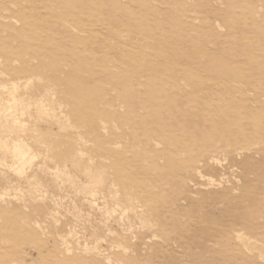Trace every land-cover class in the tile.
I'll return each instance as SVG.
<instances>
[{
	"label": "rangeland",
	"instance_id": "rangeland-1",
	"mask_svg": "<svg viewBox=\"0 0 264 264\" xmlns=\"http://www.w3.org/2000/svg\"><path fill=\"white\" fill-rule=\"evenodd\" d=\"M0 72V264H264V0H0Z\"/></svg>",
	"mask_w": 264,
	"mask_h": 264
},
{
	"label": "bare ground",
	"instance_id": "bare-ground-1",
	"mask_svg": "<svg viewBox=\"0 0 264 264\" xmlns=\"http://www.w3.org/2000/svg\"><path fill=\"white\" fill-rule=\"evenodd\" d=\"M1 73V72H0ZM13 82V81H12ZM11 83V82H10ZM16 81L15 82H13L12 83V86L9 88V91H8V93H7V96H8V99H7V102H10V103H8V104H0V118H2L3 116H2V112L3 111H6L7 110V112H8V110H11V108L13 107L12 105H18V103H19V99L16 97V95H15V90L17 89L16 88ZM5 85V84H4ZM0 86H3V85H0ZM5 87V86H4ZM27 87V86H26ZM18 92V91H17ZM23 101V100H22ZM6 102V101H5ZM6 102V103H7ZM41 102V101H40ZM21 103V102H20ZM42 103V102H41ZM4 105V106H3ZM19 106V105H18ZM45 107V106H44ZM24 108H25V105H24ZM41 108V107H40ZM13 110H15V109H13ZM45 111V110H44ZM5 114H7L6 112H5ZM9 114V113H8ZM7 116V115H6ZM7 119V117H5L4 116V120H6ZM9 119V118H8ZM7 121V120H6ZM15 121H19L18 119L16 120L15 119ZM12 122L13 123H15L14 121H13V119H12ZM4 123H6V122H4ZM12 123V124H13ZM21 123V122H20ZM22 124V123H21ZM15 125V124H14ZM0 126H4V124L2 123V122H0ZM12 127V126H11ZM1 129V128H0ZM6 129V128H5ZM12 130V129H11ZM2 133V132H1ZM2 136V135H1ZM1 136H0V138H1ZM6 138V137H5ZM2 145H3V148L2 149H4L5 148V150H6V152H8L9 153V155L11 156V158H12V161H14V163H19L20 164V162H23V160H25L26 158H28V160H29V158L31 157V154H30V148L27 146V144L22 140V139H15V140H13V142L11 143V144H9L8 142H6V140L4 141L3 139H2ZM0 142H1V139H0ZM1 145V144H0ZM5 152V151H4ZM34 155V154H33ZM2 156V155H1ZM5 158V157H4ZM27 160V159H26ZM27 161H25L24 163H26ZM30 162V161H29ZM2 164H3V162H1ZM5 164H7V163H5ZM19 164H17L16 166H19ZM23 164V163H22ZM10 166H12V165H10ZM11 168V167H10ZM21 168V166H19V168L17 169V170H22V169H20ZM13 169V168H12ZM23 174V173H22ZM67 175H69V174H67ZM93 176V175H92ZM68 178H70V175H69V177ZM73 178V177H72ZM71 179V178H70ZM70 179H68V180H70ZM95 179V180H94ZM93 180L94 181H92V183H86V184H82L81 186H79V185H77L78 187L76 188V194H81L82 195V204L86 207V209H85V212L86 213H83L84 211H83V209H81V208H79L78 207V205H76V203L75 202H73V200H72V203H73V209H72V211H73V214H71L74 218H75V220L76 221H79V223H81L80 221L81 220H83V217H84V215L86 214L87 216H89V215H91V214H97V215H104V216H106L107 214H109L110 213V210L108 209V207H107V209H105V208H101V207H103V206H101V207H99V205L98 204H96V206L98 207V208H96V206L94 205L95 203H97L95 200V203L93 204V200H92V197L95 195V193H94V190H95V186H94V189H92L93 188V185H96V184H98V183H100L101 182V176H98L97 178H94ZM71 182H73V180L71 181ZM81 183V182H80ZM74 184V183H73ZM34 185V187L36 188V186H38V184H33ZM40 186H42V185H40ZM74 186V185H73ZM97 186H99V184L97 185ZM102 186V185H101ZM39 187V186H38ZM40 188V187H39ZM38 189V188H37ZM36 189V190H37ZM97 189V188H96ZM9 190V189H8ZM39 190H42V189H39ZM38 190V191H39ZM5 191V190H4ZM79 191H81V193L79 192ZM6 193H7V191H5ZM4 192V193H5ZM43 194V193H42ZM45 194V193H44ZM119 194V193H118ZM109 196H110V194H109ZM52 197H54V196H52ZM55 198V197H54ZM95 198H96V196H95ZM98 198V197H97ZM56 199V198H55ZM53 199V201H55L54 203L56 204L55 205V208H58V210L60 211L62 208V211H64V204H66L65 203V201H63V199H62V197H61V199ZM103 199V198H102ZM101 199V200H102ZM110 201V200H109ZM108 201V202H109ZM117 201V200H116ZM118 202V201H117ZM111 203V202H110ZM114 204V203H113ZM116 205V204H115ZM57 206V207H56ZM105 207L107 206L106 204L104 205ZM66 207V206H65ZM111 207V206H110ZM54 208V209H55ZM112 209H113V207H112ZM56 210V209H55ZM57 210V211H58ZM65 210H67V212L69 211V209L67 208V209H65ZM114 210V209H113ZM112 210V211H113ZM57 211H56V213H57ZM61 211V212H62ZM116 211V210H115ZM65 212V211H64ZM116 213V212H115ZM65 214H67L66 212L64 213V215ZM69 214V213H68ZM84 214V215H83ZM63 215V214H62ZM110 215V214H109ZM68 216V215H67ZM95 216V215H94ZM93 216V217H94ZM72 218V217H71ZM89 217H86V220H89L88 219ZM85 220V219H84ZM109 220V219H108ZM84 222H86V221H84ZM91 223V222H90ZM83 224V223H82ZM87 224H89V223H87ZM92 224V223H91ZM90 224V225H91ZM85 228V227H84ZM91 229V228H90ZM75 235V232L74 231H72V230H70L67 234H65V237L64 238H67V236H70V237H73ZM64 236V235H63ZM94 236V235H93ZM70 237H68V238H70ZM95 237V236H94ZM93 237V244H92V246H82L83 248L82 249H84V250H89V251H91V252H93V253H95L96 255L98 254H100V251L101 250H99V243H98V240L96 239V238H94ZM62 238V237H61ZM63 239V238H62ZM63 241V243H64V240H62ZM65 244V243H64ZM68 245V244H67ZM67 245H66V247H67ZM90 245V244H89ZM63 246V245H62ZM69 246V245H68ZM78 247H80V246H78ZM78 249H80V248H78ZM71 250V249H70ZM80 251V250H79ZM69 252V251H68ZM94 254V255H95ZM97 255V256H98Z\"/></svg>",
	"mask_w": 264,
	"mask_h": 264
}]
</instances>
